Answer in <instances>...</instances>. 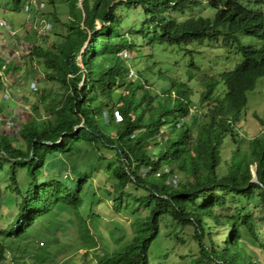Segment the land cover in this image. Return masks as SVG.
I'll return each mask as SVG.
<instances>
[{
  "label": "trees",
  "instance_id": "1",
  "mask_svg": "<svg viewBox=\"0 0 264 264\" xmlns=\"http://www.w3.org/2000/svg\"><path fill=\"white\" fill-rule=\"evenodd\" d=\"M40 1L43 9L30 0H0V17L4 7L23 12L30 4L37 24L51 23L27 50L30 59L19 56L50 70L47 79L64 90L17 137L0 133V172L8 176L0 264H41L42 258L57 264V256L61 264H173L169 253L154 251L168 218L189 228L197 244L187 264H264V46L250 69L255 86L242 67L246 48L264 43V0ZM202 6L213 15L197 13ZM198 46L203 49L195 51ZM109 47L119 51L107 59ZM209 51L222 65L205 72ZM16 64L13 54L0 55V113L14 109L24 91L18 81L29 71L18 73ZM5 74L13 77L7 99ZM194 85L197 101L190 95ZM36 92L32 102L28 95L31 104ZM253 126L262 129L250 132ZM105 161L109 207L122 211L132 199V209L143 205L147 215L135 219L128 242L115 240L96 261L89 250L104 236L91 225L96 231L100 217L89 221L82 212L96 199L95 193L86 198L85 185ZM248 201L258 205H242ZM250 208L254 214L245 213ZM37 241L47 247L25 259L15 255Z\"/></svg>",
  "mask_w": 264,
  "mask_h": 264
},
{
  "label": "rangeland",
  "instance_id": "2",
  "mask_svg": "<svg viewBox=\"0 0 264 264\" xmlns=\"http://www.w3.org/2000/svg\"><path fill=\"white\" fill-rule=\"evenodd\" d=\"M251 1V0H246ZM29 2V1H28ZM31 2V1H30ZM39 2L40 4L37 6V9H43L45 1L40 0H32L31 4L32 6H35V3ZM43 2V3H42ZM11 4V3H10ZM203 5L205 3L203 2ZM9 6V5H8ZM23 12H14L12 7H8L5 9V7L1 10L5 15L2 17L5 21L4 25L0 26V55L9 56V53L13 54L16 58V65H19L22 67V70L18 73H23L25 71H29V73H25V76L21 79H19L18 83L24 86V91L21 92V94H17L18 97L16 98V106L14 109L10 108L9 106H5L4 108L8 110V113H0V133H6L10 134L12 136L17 137L21 131V126L26 122H34L36 121L34 118L37 113L43 115L48 114V111L46 112L45 104L50 103H56L59 101L63 95V88L58 83V81L55 80H48L45 76L46 73H50V70H47V72L39 65V67H35L29 60L28 64H26V60L24 62L23 58L19 55L25 54L24 59H30L28 57V49L32 47L35 43L39 44V41L36 36L40 35L42 33V29L44 28L45 24L48 22L45 19L41 21L42 24H37L36 20H39L40 18L36 16L32 10L30 13L29 11L32 9L30 4H24L21 7ZM61 11H66L65 9L61 8ZM197 13H200V15H213V12L211 9H209L206 6H202L198 8ZM13 18V23L10 22V18ZM1 20V18H0ZM45 20V21H44ZM134 21L138 22V19L135 18ZM13 24V25H12ZM12 26L14 29H12ZM10 27V29H9ZM35 27V28H34ZM98 27V26H97ZM127 28V26H126ZM9 29V31H8ZM37 31V34H34V30ZM22 44V46L20 45ZM23 44L28 46L27 48L23 46ZM20 45V46H19ZM202 46H198L195 51L202 50ZM118 48H112L109 47L108 50H106V53L104 56L109 59V53H118ZM185 52L180 53L179 55H183ZM207 61L212 64H217L216 60L213 59L215 57L214 54H212V51H209L207 53ZM194 56H197V53L194 52ZM184 61H190L192 59L191 55L186 54L184 56ZM222 59V58H221ZM19 60L21 62H19ZM220 62V61H219ZM197 64L201 65V63L197 60ZM222 64L218 65L220 67ZM134 69V68H133ZM183 72V68H182ZM132 74V71L130 72ZM17 76V74H16ZM135 76L136 73H135ZM12 78L13 82V77ZM9 77V74H5L4 76V82H5V88L3 89L4 96L6 99L9 98L12 94V92L9 89V84L11 83V78ZM14 79H16L14 77ZM17 83V80L15 81ZM193 80H191V86L193 85ZM37 90V100L34 102V104H31L28 100V95H31L30 101L35 100V93L34 91ZM190 95L194 97V101H197L196 97H199V93L196 89V87L192 88V91L190 92ZM41 98H40V97ZM43 96L45 98H43ZM2 97V96H0ZM3 99L6 101V99ZM2 103V102H0ZM37 103V104H36ZM6 104V103H5ZM35 105H38L39 110L36 112L32 109ZM262 129V126L256 127H250L249 131H256L257 133ZM107 159H111L113 156H105ZM107 159H104L107 161ZM106 161L101 167V171L98 170L95 174V176L91 177V181L87 182L85 185L86 192H89V194L86 196L87 199H91V195L95 193L96 199L94 202L89 203L87 201V205H89L88 210H83V214L90 221V219L95 217L94 215H97L100 217V220L98 221V229L95 231L93 226L92 231L95 235L101 234L104 236V239L101 240V238L98 236V248L96 250H89L90 251V260H98L99 256H101L103 253H105L106 250H113L116 246L115 240L122 239V241L128 242L131 237L134 235L135 232V219L139 216H146L147 211L143 205H139V210L135 211V209H132L134 206H137V202L135 200H128L129 204L127 208L123 209L122 211H115L111 207L113 205V201L107 197L105 193V174L102 170H106ZM112 163H115L114 160H112ZM8 166L6 165L5 168ZM145 173V172H144ZM7 179L8 176L4 172H0V194L1 196V203L4 200V188L7 186ZM110 185L107 187L108 190L110 189ZM107 190V189H106ZM146 194L143 191L138 192V195ZM99 199V200H98ZM0 203V204H1ZM99 203V204H98ZM4 205L9 206L10 203H5ZM242 205H258V202L255 203L253 201L243 202ZM11 206V205H10ZM90 207H93L90 210ZM3 210H0V212ZM12 215L15 214V209L12 210ZM10 212V211H9ZM8 212V213H9ZM7 213V210L4 212ZM246 214L255 213L252 208L245 211ZM8 221L1 222L0 220V231L1 228L5 229ZM91 223V222H90ZM161 234L158 241L159 246L155 248L156 253L162 254L169 253V258L166 260H170L173 264H187L188 260L191 259V257L195 254H197V244L193 240V236L191 235V230L189 228L182 227L180 223L177 221H173L171 218L168 219H162L161 223ZM211 231L206 225V233L208 235V231ZM220 230V229H219ZM220 232V231H219ZM261 234L264 236V227L260 230ZM223 234V240L225 241L227 238V234L225 233V229L222 232ZM216 240H219V235L215 236ZM45 242V240H43ZM46 243V242H45ZM219 243V242H218ZM47 244V243H46ZM32 246H22L20 248L19 253H15V255L19 257L27 258L28 252L29 254H32L35 252L36 249H42L46 248L47 246L41 242L38 241L35 243H31ZM39 245V247H38ZM50 251V250H49ZM52 253V251H50ZM80 254L84 253V251L80 250ZM7 258H10V253L7 251ZM182 255H185L186 257H189L185 260L181 259L180 257ZM70 257H74L73 254L70 255ZM29 258V257H28ZM23 259V260H24ZM67 260H70L68 258ZM27 261V260H26ZM56 263L61 264L60 259H58V256L56 257ZM40 262H43L41 264H50L49 258H42ZM27 263H30L27 261ZM170 264L169 261L164 262L163 264ZM12 264V263H10ZM63 264V262H62Z\"/></svg>",
  "mask_w": 264,
  "mask_h": 264
},
{
  "label": "clouds",
  "instance_id": "3",
  "mask_svg": "<svg viewBox=\"0 0 264 264\" xmlns=\"http://www.w3.org/2000/svg\"><path fill=\"white\" fill-rule=\"evenodd\" d=\"M262 46H264V43L258 44V42H255V43H252L251 46L248 49L246 48V50H245L246 53L244 54L243 58L241 57L242 60H243L242 67H246L250 71V69L255 66V58H256L257 50H261L260 47H262ZM84 49H85V46H84ZM199 62H201V61H199ZM196 64H197V62H196ZM206 65L208 66V68L205 69V72H211L212 71V65H213V67L218 68V66H216L215 64H212L210 62H207ZM253 74L254 73L251 72L250 76H244V78L247 81L251 82L252 84H253V82L255 83V81L253 80ZM260 76H261V78H259V81L264 83V74L260 75ZM257 84H259V83L257 82ZM193 87H195V85Z\"/></svg>",
  "mask_w": 264,
  "mask_h": 264
},
{
  "label": "built area",
  "instance_id": "4",
  "mask_svg": "<svg viewBox=\"0 0 264 264\" xmlns=\"http://www.w3.org/2000/svg\"><path fill=\"white\" fill-rule=\"evenodd\" d=\"M30 1L32 2V0H30ZM39 4H40L39 2L35 3L34 7H37ZM0 18H1V20H0V26H1V25L5 24V21H4V19L2 17H0ZM51 28H52L51 23L47 22L45 24L44 28L42 29V33L41 34L44 35V34L48 33L51 30ZM9 29H10V27H9ZM20 45L22 46V44H20ZM23 46H25V45L23 44Z\"/></svg>",
  "mask_w": 264,
  "mask_h": 264
},
{
  "label": "crops",
  "instance_id": "5",
  "mask_svg": "<svg viewBox=\"0 0 264 264\" xmlns=\"http://www.w3.org/2000/svg\"><path fill=\"white\" fill-rule=\"evenodd\" d=\"M13 25V24H12ZM12 27V26H11ZM12 29H14L13 27H12Z\"/></svg>",
  "mask_w": 264,
  "mask_h": 264
}]
</instances>
